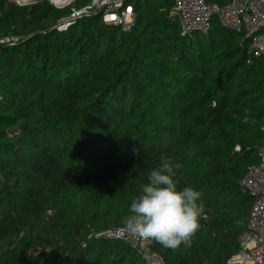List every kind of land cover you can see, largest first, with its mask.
Listing matches in <instances>:
<instances>
[{"label": "trees", "instance_id": "16d2710c", "mask_svg": "<svg viewBox=\"0 0 264 264\" xmlns=\"http://www.w3.org/2000/svg\"><path fill=\"white\" fill-rule=\"evenodd\" d=\"M126 3L129 31L102 13L59 31L70 7L0 0V264H147L97 234L124 227L162 158L183 165L179 188L200 191L205 212L190 246L152 250L167 264H227L242 251L264 57L216 17L207 33L183 34L176 0Z\"/></svg>", "mask_w": 264, "mask_h": 264}, {"label": "built area", "instance_id": "2783aa9c", "mask_svg": "<svg viewBox=\"0 0 264 264\" xmlns=\"http://www.w3.org/2000/svg\"><path fill=\"white\" fill-rule=\"evenodd\" d=\"M105 13L107 23L129 31L134 25L133 5L126 0H109ZM91 6L74 9L71 15L62 19L57 29L65 31L75 22V18L87 14ZM172 13L179 19L183 34L202 32L211 29L212 19L220 24L244 34L247 41V54L250 57H264V0H230L217 5L208 0H176ZM13 39V38H12ZM6 38L1 42H9ZM251 62V58L248 59ZM259 161L251 165L240 181L242 190L252 198L247 231L241 241L242 251L230 257L227 264H264V146L258 149ZM98 236L126 241L147 264H167L165 259L152 250L151 241H144L128 234L124 227L108 229Z\"/></svg>", "mask_w": 264, "mask_h": 264}, {"label": "clouds", "instance_id": "9594fccd", "mask_svg": "<svg viewBox=\"0 0 264 264\" xmlns=\"http://www.w3.org/2000/svg\"><path fill=\"white\" fill-rule=\"evenodd\" d=\"M243 122H248L247 113ZM182 167L181 163L162 158L159 166L149 172L147 183L131 201L129 215L123 221L128 234L171 250L191 245L201 227L205 205L200 191L189 186L179 188L176 177Z\"/></svg>", "mask_w": 264, "mask_h": 264}, {"label": "rangeland", "instance_id": "374dc122", "mask_svg": "<svg viewBox=\"0 0 264 264\" xmlns=\"http://www.w3.org/2000/svg\"><path fill=\"white\" fill-rule=\"evenodd\" d=\"M42 1H49L51 4H53L54 6H56L57 8H60V9L65 8V7H70L71 10L73 11L74 9L78 10L79 8L77 7V5H79L81 1H85V0H69V1L65 0V1H61V2H56V4L53 3L51 0H25V1L24 0H15V2L18 5H20V6L32 5V4H35V3H38V2H42ZM67 1H68L67 4L59 5V4L65 3ZM93 1H94V5H92V9H90V11L87 14H85V15L83 14V15H80V16L76 17L75 21H77L79 18L84 17V16H90V15H93V14L102 13L103 14V19L107 23V16H106V13H105V9L108 6L107 5H101V3H104V1H106V0H89V2L84 5V7L85 6H91ZM106 3L109 4L110 3L109 0H107ZM70 26H68V28ZM10 39L11 40L9 42H6V43H10V42L15 43L19 39H21V37H19V36L16 37L15 36V37H11Z\"/></svg>", "mask_w": 264, "mask_h": 264}, {"label": "bare ground", "instance_id": "6f19581e", "mask_svg": "<svg viewBox=\"0 0 264 264\" xmlns=\"http://www.w3.org/2000/svg\"><path fill=\"white\" fill-rule=\"evenodd\" d=\"M25 1V0H24ZM53 3H55L56 4V2H61V1H65V0H51ZM69 1V0H68ZM68 1L67 2H65L64 4H62V5H65V4H67L68 3Z\"/></svg>", "mask_w": 264, "mask_h": 264}]
</instances>
